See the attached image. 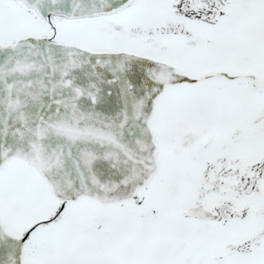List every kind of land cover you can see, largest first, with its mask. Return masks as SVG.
<instances>
[{
  "label": "snow or ice",
  "instance_id": "snow-or-ice-1",
  "mask_svg": "<svg viewBox=\"0 0 264 264\" xmlns=\"http://www.w3.org/2000/svg\"><path fill=\"white\" fill-rule=\"evenodd\" d=\"M0 264H264V0H0Z\"/></svg>",
  "mask_w": 264,
  "mask_h": 264
}]
</instances>
